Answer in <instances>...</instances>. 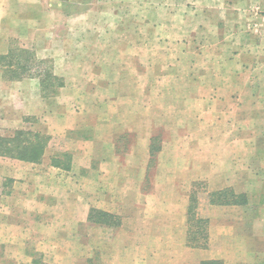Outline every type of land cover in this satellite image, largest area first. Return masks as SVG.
<instances>
[{"label": "crops", "instance_id": "0c3cea01", "mask_svg": "<svg viewBox=\"0 0 264 264\" xmlns=\"http://www.w3.org/2000/svg\"><path fill=\"white\" fill-rule=\"evenodd\" d=\"M42 1L0 0V121L50 138L38 163L0 157V173H15L22 187L9 196L21 216L0 217V241L20 245L12 255L1 247L0 264L19 262L21 248L44 264H258L264 107L259 61L247 53L257 45L247 39L250 0H212L173 28L165 18L160 27L132 21L111 31L104 23L115 11L101 10L82 11L79 22L95 21L74 28L65 10L62 39L51 4L62 0H47L50 10ZM143 29L150 39L175 30L180 42L141 39ZM44 60L63 81L54 93L40 76ZM26 63L34 73L22 72ZM59 149L69 155L65 167ZM200 183L207 195H232L197 202L204 248L188 245ZM57 241L65 243L59 260Z\"/></svg>", "mask_w": 264, "mask_h": 264}, {"label": "rangeland", "instance_id": "374dc122", "mask_svg": "<svg viewBox=\"0 0 264 264\" xmlns=\"http://www.w3.org/2000/svg\"><path fill=\"white\" fill-rule=\"evenodd\" d=\"M42 8L43 9H52L51 7H49V2H47V0H43L42 1ZM51 4H53L54 9L57 10L58 12V17H57V25H58V29H56L57 35L59 38L62 39V36H65V32L64 30H60V26L61 22L64 21L63 18H60L59 15H63L65 13V10H67L68 12H71L73 14V23L72 26L75 28L76 26L80 27L83 26L84 28L86 26H91L92 23L91 21L94 23L95 19H89V20H83L81 22L80 21V16L82 11H95V10H101L104 11L105 13H114L115 14L113 16V18H106L104 25L107 26L111 31L116 29V26H119V24L121 26L126 25L128 22H132L134 24L140 25L142 24L144 21H148L151 20L152 22H155L153 25L154 26H161V21L163 19V21H165V18L168 19L167 23L169 25L173 27H176L175 23L177 24L178 19L180 20V16L183 14L184 16H186L187 14L192 15L194 12H198V9H200V7L202 6H210L212 7V0L211 1H202V0H73L71 2L72 6L70 7H65L62 5V3L60 1H53ZM244 9H247V11L250 12V31H254L253 33L249 31V36L247 37L249 45L251 43V41H256L257 45H255V47L249 49L247 51V53L249 54V57H257L258 58V63L259 66L256 67L254 69V74L258 75V77L260 79H262V81L260 82L261 84V102L262 105L264 107V0H250L248 3V6H243ZM179 16V17H178ZM114 17H118V18H114ZM196 18L197 15L195 14L194 18L191 17L189 19L190 22H192L190 24V26H194L196 25ZM79 19V20H76ZM76 21V22H75ZM183 21L187 22L186 19H183ZM188 22V24L190 23ZM96 24H93V26ZM144 26V25H142ZM139 28V27H138ZM62 33L59 34V33ZM142 33L140 35L141 39H145L146 37L149 40H152L153 42H157V41H162L163 39L165 41L168 42H175L178 41L180 42V40H177V32L175 33L172 31V29H170L169 31L167 30V33L162 35V38H160L159 35L156 34H152L151 39H150V35L145 34L144 33V29L142 30ZM252 33V34H251ZM75 37V34H74ZM120 37V36H119ZM140 38H138V36H136L135 40L136 41H141L139 40ZM86 38H81V40H85ZM208 41H212V38L210 39H206ZM28 41H26L27 43ZM27 45V44H26ZM31 52V51H30ZM29 57V59H33L34 60V55H32V52L27 56ZM33 65L35 64V60L33 61ZM40 63V70L42 72V75H45V73L50 72V62L48 60H44L41 61ZM34 68V66H33ZM30 73H34V70L30 69ZM63 82V81H62ZM55 85V82L50 81L48 86L50 85ZM57 84V83H56ZM261 119H262V127H264V110L261 113ZM16 129L14 124H9V123H5L3 120L0 121V135H10L11 131ZM264 129V128H263ZM264 130L262 131V134L264 135ZM57 145L59 144L58 141H51V145ZM262 147V148H261ZM261 149H260V155L262 156V158L264 159V143H261ZM59 152H62L59 154L58 159L61 161V165L62 166H66L68 164L69 161V155L64 152L62 149H59ZM49 155V154H48ZM0 165H2L0 163ZM9 175V176H8ZM11 175L14 176L15 173H0V217H2L3 214H7L10 217H14L16 218L21 216V209H15V210H10L11 208V203H9V196H21L22 190H21V186H18L17 183L18 180L16 178H11ZM72 181H75V179H72ZM78 181V180H76ZM78 184V182H77ZM21 187V188H20ZM264 187V184H263ZM206 187L203 185V183L200 184H196L195 185V190H196V201H199V204L202 203H207L208 201H210V194H206ZM9 194V195H8ZM195 196V197H196ZM28 203H32L33 204V199H27ZM31 205V204H30ZM203 210H201V212H198L196 210V214L198 215H202L201 213ZM30 213V212H28ZM200 213V214H199ZM253 213V209L250 210V214ZM100 219H102L103 221H107L109 218L106 216H102L100 217ZM111 222V226H113L115 224L114 220H110ZM116 226V225H115ZM194 227H189V232L193 231ZM191 229V230H190ZM105 231H108L109 234L111 235L112 233H114L113 229H105ZM256 243V242H255ZM258 243V242H257ZM10 246L8 247L6 242H2L0 241V249L1 247H3L4 245L7 246L6 248H10L11 255L13 253L12 248H16L18 249V246L20 245L19 243H8ZM73 244V243H72ZM258 249H257V253H260V257L257 258V263L258 264H264V243L261 244L258 243ZM52 247L57 250L58 252L55 253L56 259L59 260L61 258H64V252H65V243L63 242H59L57 241L56 243H54L52 245ZM21 248V247H20ZM20 251H22L21 253V258L20 261L18 262L17 260L15 261L14 258H12L14 260L15 263L12 264H25L24 262L28 261V263L32 262L33 264H37L38 262H40V264H44L42 261V258L38 255H34V253L30 252V251H24L22 248L20 249ZM59 259H58V258ZM16 258V257H15ZM126 262H130L128 261V259ZM100 259H92L90 260L89 264H97L96 262L99 263ZM84 261H81V259H78L76 261V264H83ZM108 262H112V261H108Z\"/></svg>", "mask_w": 264, "mask_h": 264}, {"label": "trees", "instance_id": "16d2710c", "mask_svg": "<svg viewBox=\"0 0 264 264\" xmlns=\"http://www.w3.org/2000/svg\"><path fill=\"white\" fill-rule=\"evenodd\" d=\"M61 3L65 7L72 6L69 0H62ZM29 60V57H26V61L28 62ZM30 69V65L26 63L22 72L29 75ZM40 76L44 79L43 82L44 84L46 83L47 87L50 81L55 82V85L53 84L49 86L50 89H53V93L54 89H57L62 85V80L54 78L51 72L45 73V75H42V72H40ZM45 92L49 94L50 90L46 89ZM49 140L50 138L48 136L40 133L28 130H14L10 133V135H0V157H6L28 163H38L41 161L44 151L48 147ZM53 163H55V161ZM231 196L232 195H230L227 191L213 193L210 195V203H219L222 201H226L223 203H228L232 198ZM196 208L197 201L194 195L192 196L190 207L188 209V226L194 227L193 231L189 232L190 235L188 234V245L191 247L204 248L206 246V224L204 220L197 218ZM94 214L96 217L106 216V214L98 212ZM207 264L213 263L210 262Z\"/></svg>", "mask_w": 264, "mask_h": 264}]
</instances>
